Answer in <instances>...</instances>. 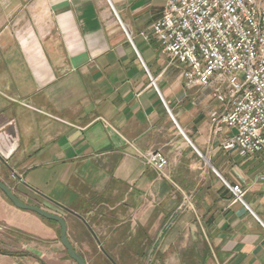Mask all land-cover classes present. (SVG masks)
<instances>
[{
  "label": "crops",
  "instance_id": "0c3cea01",
  "mask_svg": "<svg viewBox=\"0 0 264 264\" xmlns=\"http://www.w3.org/2000/svg\"><path fill=\"white\" fill-rule=\"evenodd\" d=\"M165 1L0 0V181L86 264H264V154L222 150L210 91L143 38ZM59 232L0 193V264H76Z\"/></svg>",
  "mask_w": 264,
  "mask_h": 264
},
{
  "label": "built area",
  "instance_id": "2783aa9c",
  "mask_svg": "<svg viewBox=\"0 0 264 264\" xmlns=\"http://www.w3.org/2000/svg\"><path fill=\"white\" fill-rule=\"evenodd\" d=\"M142 36L185 67L188 85L210 91L219 104L209 113L213 133L233 130L222 150L264 154V0H166ZM140 156L158 174L167 166L160 151ZM229 189L242 199L238 185Z\"/></svg>",
  "mask_w": 264,
  "mask_h": 264
},
{
  "label": "water",
  "instance_id": "95a60500",
  "mask_svg": "<svg viewBox=\"0 0 264 264\" xmlns=\"http://www.w3.org/2000/svg\"><path fill=\"white\" fill-rule=\"evenodd\" d=\"M0 191L16 208L21 209V210L31 211L46 220L56 222L60 227V242L62 246L64 247L68 257L71 260H73L76 264H86L84 258L79 253H77L74 250V248L71 246V244L69 243L67 235H66L65 219L62 216L55 214L53 212L44 210L40 208L39 206L30 205V204H27L21 201L13 193V191L1 181H0Z\"/></svg>",
  "mask_w": 264,
  "mask_h": 264
},
{
  "label": "rangeland",
  "instance_id": "374dc122",
  "mask_svg": "<svg viewBox=\"0 0 264 264\" xmlns=\"http://www.w3.org/2000/svg\"><path fill=\"white\" fill-rule=\"evenodd\" d=\"M30 16L28 15V13L25 15L24 13H22V18H21V21H20V26H18L19 30L20 28H25L26 27V24H28V22L30 21L29 20ZM126 35L128 36V34L126 33ZM8 138V137H7ZM7 138H5L7 140ZM10 151V150H9ZM8 151H6L5 155L7 154L8 155ZM0 155L1 157H3L5 159V155L3 154V151L1 150V147H0ZM8 157H10V154L8 155ZM14 177V175H12ZM1 194H3L1 191H0ZM4 195V194H3ZM5 196V195H4ZM8 200V199H7ZM9 201V200H8ZM10 202V201H9ZM11 203V202H10ZM12 204V203H11ZM56 223V222H55ZM57 224V223H56ZM58 225V224H57ZM59 226V225H58ZM60 229V227H59ZM60 233V232H59ZM64 248V247H63Z\"/></svg>",
  "mask_w": 264,
  "mask_h": 264
}]
</instances>
